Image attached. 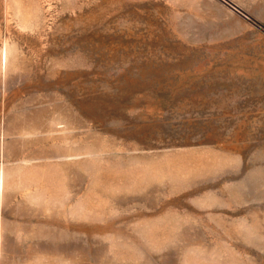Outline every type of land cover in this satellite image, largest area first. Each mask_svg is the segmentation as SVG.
Segmentation results:
<instances>
[{
    "label": "rangeland",
    "instance_id": "rangeland-1",
    "mask_svg": "<svg viewBox=\"0 0 264 264\" xmlns=\"http://www.w3.org/2000/svg\"><path fill=\"white\" fill-rule=\"evenodd\" d=\"M0 264H264V0H0Z\"/></svg>",
    "mask_w": 264,
    "mask_h": 264
}]
</instances>
